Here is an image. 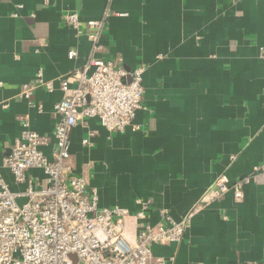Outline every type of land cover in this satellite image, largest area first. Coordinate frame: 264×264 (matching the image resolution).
<instances>
[{
    "label": "crops",
    "instance_id": "0c3cea01",
    "mask_svg": "<svg viewBox=\"0 0 264 264\" xmlns=\"http://www.w3.org/2000/svg\"><path fill=\"white\" fill-rule=\"evenodd\" d=\"M68 11L84 24L104 22L97 57L146 67L140 130L110 133L90 118L72 131L75 172L99 206L134 213L142 199L150 223L163 209L178 221L220 175L232 185L249 178L242 199L231 190L203 205L181 242L152 248L174 264H264V173L255 171L264 164V0H0V176L15 192L27 183H16L3 158L23 119L50 136L43 150L51 155L61 83L92 51L65 23ZM40 71L54 90L37 88L30 103L21 88ZM90 132L91 148L82 143Z\"/></svg>",
    "mask_w": 264,
    "mask_h": 264
},
{
    "label": "built area",
    "instance_id": "2783aa9c",
    "mask_svg": "<svg viewBox=\"0 0 264 264\" xmlns=\"http://www.w3.org/2000/svg\"><path fill=\"white\" fill-rule=\"evenodd\" d=\"M64 21L78 36L92 42V51L85 65L71 73L73 81L68 78L61 83L64 97L55 105L60 118L51 155L43 150L50 144V136L32 130L23 119L20 135L3 158L16 183H27V188L15 192L0 176V264H174L175 256L156 257L153 245L181 242L203 205L231 190L236 199H242L249 178L232 185L228 175H220L178 221L163 209L162 220L150 223V204L142 199L137 200L139 208L134 213L118 205L100 207L97 190L89 192L88 178L75 172L71 134L90 118H97L110 133H123L129 127L140 130L135 119L143 106L146 67L127 70L114 60L96 56L101 49L103 21L84 24L76 11H68ZM77 55V50L69 51L71 58ZM39 87L54 90L42 71L34 82L22 85L20 95L32 103ZM93 136L90 132L83 138V145L93 147ZM31 169H41L43 181L30 178ZM255 171L264 173V164ZM129 217L134 222L130 223Z\"/></svg>",
    "mask_w": 264,
    "mask_h": 264
}]
</instances>
